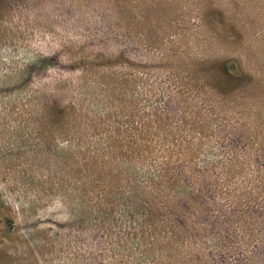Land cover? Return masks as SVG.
Returning <instances> with one entry per match:
<instances>
[{"label":"rangeland","instance_id":"1","mask_svg":"<svg viewBox=\"0 0 264 264\" xmlns=\"http://www.w3.org/2000/svg\"><path fill=\"white\" fill-rule=\"evenodd\" d=\"M0 264H264V0H0Z\"/></svg>","mask_w":264,"mask_h":264}]
</instances>
